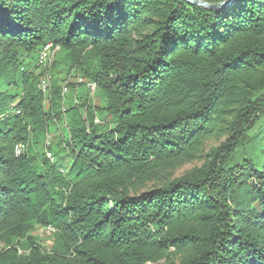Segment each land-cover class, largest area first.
<instances>
[{
	"label": "trees",
	"instance_id": "trees-1",
	"mask_svg": "<svg viewBox=\"0 0 264 264\" xmlns=\"http://www.w3.org/2000/svg\"><path fill=\"white\" fill-rule=\"evenodd\" d=\"M262 116L264 0H0V264H264Z\"/></svg>",
	"mask_w": 264,
	"mask_h": 264
},
{
	"label": "rangeland",
	"instance_id": "rangeland-1",
	"mask_svg": "<svg viewBox=\"0 0 264 264\" xmlns=\"http://www.w3.org/2000/svg\"><path fill=\"white\" fill-rule=\"evenodd\" d=\"M68 89H66L67 93ZM85 94V92H84ZM93 103L96 105L98 104V99L96 97L92 100ZM99 120L100 117H98ZM62 132V125H52L51 131L47 136V141L51 143V145H57L60 133ZM224 132V131H223ZM226 133H221L220 135L217 134L216 136H213L205 141L204 148L200 152L199 156L190 162L184 163L172 171L169 172L170 177H177L183 174L184 172L196 167L200 166L203 161L205 160L206 153L209 151L211 147H215L218 144H220L221 141L225 139ZM249 137H253V140L249 142L246 146V152H242L238 150L236 152V156L234 158L233 162L240 161L245 155L255 157L257 154L264 153V116H262L255 127L252 129V131L249 133ZM53 160V157L52 159ZM66 162L68 159L65 160ZM43 227L35 228L32 232V235L36 238L39 245L42 247L43 250L49 249L52 246V239L51 237L43 231Z\"/></svg>",
	"mask_w": 264,
	"mask_h": 264
},
{
	"label": "bare ground",
	"instance_id": "bare-ground-1",
	"mask_svg": "<svg viewBox=\"0 0 264 264\" xmlns=\"http://www.w3.org/2000/svg\"><path fill=\"white\" fill-rule=\"evenodd\" d=\"M57 50H58V47H52L50 45H47L45 52H42V54H40V58H39L40 66H42L43 68H46L49 65H51L50 63ZM38 84H39L40 89L44 92L49 89V86L51 85V74L47 71V69L45 73L40 77ZM88 90H89V96L93 97L94 93L97 90V85H95L94 83H90L88 85ZM22 149H23L22 145H17L15 147V155H19ZM46 155L48 158L52 159V155L50 152H47Z\"/></svg>",
	"mask_w": 264,
	"mask_h": 264
},
{
	"label": "water",
	"instance_id": "water-1",
	"mask_svg": "<svg viewBox=\"0 0 264 264\" xmlns=\"http://www.w3.org/2000/svg\"><path fill=\"white\" fill-rule=\"evenodd\" d=\"M188 3L206 8V9H211V10H221L224 9L228 6H230L235 0H223L219 3H209L203 0H185Z\"/></svg>",
	"mask_w": 264,
	"mask_h": 264
},
{
	"label": "built area",
	"instance_id": "built-area-1",
	"mask_svg": "<svg viewBox=\"0 0 264 264\" xmlns=\"http://www.w3.org/2000/svg\"><path fill=\"white\" fill-rule=\"evenodd\" d=\"M46 47H47V45L42 49V51L40 52V54H42V52H45ZM39 58H40V55H39ZM93 83H94V82H93ZM94 84L96 85V83H94ZM65 90H66V86H65ZM65 90H64V91H65ZM94 94H95V93H94ZM98 121H99V119H98ZM43 231H45L48 235H50L51 232H53V230H52L50 227H45Z\"/></svg>",
	"mask_w": 264,
	"mask_h": 264
}]
</instances>
